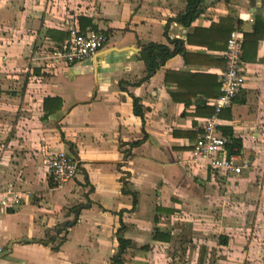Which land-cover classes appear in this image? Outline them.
<instances>
[{"label":"crops","instance_id":"1","mask_svg":"<svg viewBox=\"0 0 264 264\" xmlns=\"http://www.w3.org/2000/svg\"><path fill=\"white\" fill-rule=\"evenodd\" d=\"M186 4L0 0V251L13 241L0 264H112L118 236L130 242L127 264H264V191L247 190L264 147V36L245 40V82L217 128L232 130L253 168L213 176L189 159L220 93L227 30L252 33L264 0H204L184 26L176 18ZM69 26L103 31L106 42L79 63L54 66L48 56ZM175 41L182 51L145 78L140 48L173 50ZM71 148L76 174L56 186L41 162ZM219 180L232 189L216 188ZM7 188L17 203H2Z\"/></svg>","mask_w":264,"mask_h":264},{"label":"built area","instance_id":"2","mask_svg":"<svg viewBox=\"0 0 264 264\" xmlns=\"http://www.w3.org/2000/svg\"><path fill=\"white\" fill-rule=\"evenodd\" d=\"M67 31L68 37L64 43L54 48L48 56L54 66L79 63L102 48L106 42V36L101 31H81L76 26H69ZM243 41L244 30L235 25L226 39L224 65L219 75L220 93L213 102L214 110L200 121L189 150L190 161L209 170L213 176H238L247 168L246 161L242 160L239 153L228 152V139L218 133L217 129L222 111L232 105L234 97L245 82L242 72ZM54 115L51 113L49 117ZM41 163L56 186H62L74 178L78 167L75 156L66 151L48 154ZM4 194L2 203H17L20 199V194L13 192L11 188H7Z\"/></svg>","mask_w":264,"mask_h":264},{"label":"trees","instance_id":"3","mask_svg":"<svg viewBox=\"0 0 264 264\" xmlns=\"http://www.w3.org/2000/svg\"><path fill=\"white\" fill-rule=\"evenodd\" d=\"M204 0H187L186 4V10L182 14H179L177 16V21L184 25L188 26L193 19H195L201 12V3ZM234 27V26H233ZM229 27L227 30V33L233 28ZM93 27H90L88 30H94L98 31L97 29H92ZM83 31V30H81ZM106 37L107 34L103 31H101ZM264 36V20L261 19L257 14L254 15V27H253V32L248 34L244 33V41H243V50L245 49V40H249L250 44L252 43L253 45H256L257 41L260 40ZM228 37V36H227ZM227 39V38H226ZM226 42V40H225ZM176 47H174L173 50H171L167 45L162 44V43H154L150 42L148 43L141 51L140 54V59L144 63L145 71H146V77H148L150 74L154 73L156 69H158L163 63L172 55L181 52L182 49L181 47L177 49L178 42L175 41ZM242 60H243V54H242ZM220 87V84H218ZM219 94V92H218ZM236 97V96H235ZM234 97V99H235ZM233 99V101H234ZM47 98L45 99V101ZM132 108L134 114L142 117L144 113V109L142 105L139 103V99L136 97L132 98ZM228 109V108H226ZM224 111V110H223ZM222 111V112H223ZM212 112V111H211ZM51 113L55 112H49V116ZM222 114V113H221ZM209 116V115H208ZM222 135L226 136L228 139V142L226 144V148L229 153H239L241 149V141L239 138H236L233 135V132L230 128H225L222 131ZM140 143V141H134L131 142L130 145L132 146H137ZM71 153H74L73 148L70 149ZM66 227V226H65ZM64 228L61 230L55 232L54 234H48L46 239L42 241L44 245L50 244L54 242L56 239V236L61 233V231H64ZM61 242L64 240V236L60 238ZM118 242H119V248L117 253L112 257V264H127L125 260L123 259L122 255L125 251V249L129 246L130 242L122 237H117ZM224 241V240H222Z\"/></svg>","mask_w":264,"mask_h":264},{"label":"rangeland","instance_id":"4","mask_svg":"<svg viewBox=\"0 0 264 264\" xmlns=\"http://www.w3.org/2000/svg\"><path fill=\"white\" fill-rule=\"evenodd\" d=\"M263 136L264 135L261 134V137H263ZM258 150H257L258 152L256 154L258 156V160L259 161H257L256 163H254V170H253L258 175H257L256 179H254L252 181H249V183L247 185V190H249V189H255L257 192H263L264 191V147H263V145H259L258 146ZM249 152H252V151L249 150ZM244 161H246V163H247V168L244 169L241 172V175L242 174L245 175L246 172H248L251 168H253V166L251 164H249L246 159ZM240 162H242V161H240ZM216 186H215L216 188H218V189H220L222 191H226L227 189H229V187L230 188L232 187L229 184L228 185L225 184L224 181H222V180H219ZM242 188H246L245 185L242 184L239 187L238 186L236 187V189H242ZM238 199H240V198H238ZM197 236L199 237V235H197ZM215 236L216 235H213L212 237H215ZM260 238L261 239H259V240L261 242H264L263 236H260ZM209 259H211V258H209ZM211 263H214V261L212 260Z\"/></svg>","mask_w":264,"mask_h":264},{"label":"water","instance_id":"5","mask_svg":"<svg viewBox=\"0 0 264 264\" xmlns=\"http://www.w3.org/2000/svg\"><path fill=\"white\" fill-rule=\"evenodd\" d=\"M140 49H143V47L140 48ZM139 55H140V54H139ZM70 153H71V152H70ZM71 154L74 155V153H71ZM74 156H75V155H74ZM75 158H76V157H75ZM79 210H80V209L77 210V213L75 214V218H74L73 221L70 222V224H73L74 222H76L77 217H78V211H79ZM20 241H31V240L28 239V238L23 237V238H21V239L19 240V242H20ZM12 243H13V241H10V242L8 243V245L6 246V248H5L4 250L0 251V259L3 258L4 256H6V255L9 253Z\"/></svg>","mask_w":264,"mask_h":264}]
</instances>
